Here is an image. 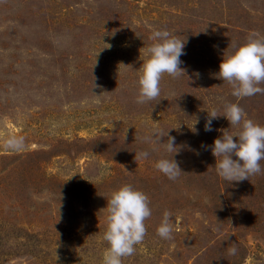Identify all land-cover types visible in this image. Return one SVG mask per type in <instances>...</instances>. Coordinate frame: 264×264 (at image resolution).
<instances>
[{
	"label": "rangeland",
	"instance_id": "obj_1",
	"mask_svg": "<svg viewBox=\"0 0 264 264\" xmlns=\"http://www.w3.org/2000/svg\"><path fill=\"white\" fill-rule=\"evenodd\" d=\"M158 29L186 39L187 72L137 104ZM252 31L264 35V0H0V264H102L103 209L125 183L152 215L123 264H264V174L226 182L204 147L238 130L221 116L206 132L213 107L238 103L264 125V95L238 100L218 77ZM154 132L181 146L175 181L155 169L173 153L144 141ZM165 210L171 240L157 235Z\"/></svg>",
	"mask_w": 264,
	"mask_h": 264
},
{
	"label": "clouds",
	"instance_id": "obj_2",
	"mask_svg": "<svg viewBox=\"0 0 264 264\" xmlns=\"http://www.w3.org/2000/svg\"><path fill=\"white\" fill-rule=\"evenodd\" d=\"M149 39L152 43L146 48L147 58L139 69V88L135 99L137 104L155 101L160 97L161 81L165 74L175 79L185 76L187 72L186 68L181 67L184 62L180 59L186 54V39L167 29L153 30ZM232 48L231 54L223 55L219 65V79L231 86V95L238 100L257 94L264 95V87L261 86L264 85V35L252 31L245 43H234ZM221 116L227 119L230 128L238 130L230 132L229 128L222 129V135L213 141V145L204 146L210 147L216 158L214 167L218 176L231 183L264 174V165L261 163L264 161V125L249 118L238 103L228 102L223 105V115L219 114L216 107L207 112L204 130L213 131V120ZM164 136H167V141L160 143V138ZM144 141L162 145L166 152L173 153L171 158H160L155 162L157 171L173 181L184 174L179 162L173 158L181 147L176 145L175 137L168 135V132H154L146 136ZM149 156V151H140L136 153L135 160H146ZM103 210L107 211L103 240L107 242L108 248L102 264H123L124 258L135 254L136 245L142 243L147 234L145 221L152 215L149 197L132 184L125 183L112 192ZM173 229L172 213L165 210L157 235L161 239L171 240ZM228 252L229 255L237 254L235 243L230 245Z\"/></svg>",
	"mask_w": 264,
	"mask_h": 264
}]
</instances>
